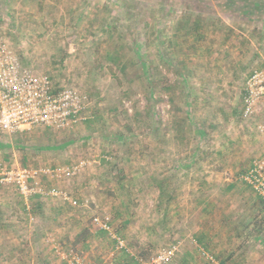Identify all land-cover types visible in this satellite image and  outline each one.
Returning <instances> with one entry per match:
<instances>
[{
  "label": "rangeland",
  "instance_id": "1",
  "mask_svg": "<svg viewBox=\"0 0 264 264\" xmlns=\"http://www.w3.org/2000/svg\"><path fill=\"white\" fill-rule=\"evenodd\" d=\"M0 43L87 104L72 129L0 131V173L35 190L0 181V264H140L171 245L169 264H264V204L239 180L264 150V115H243L264 0H0Z\"/></svg>",
  "mask_w": 264,
  "mask_h": 264
},
{
  "label": "built area",
  "instance_id": "2",
  "mask_svg": "<svg viewBox=\"0 0 264 264\" xmlns=\"http://www.w3.org/2000/svg\"><path fill=\"white\" fill-rule=\"evenodd\" d=\"M87 104L84 97L73 87L57 88L48 76L37 75L24 68L13 56L6 45L0 43V131L16 133L44 127L54 130L72 129L85 120ZM264 115V67L252 71L245 81L243 95V115L251 117ZM264 135V128H260ZM71 168L44 171L45 175L58 178L70 175ZM0 181L14 183L21 194L30 197L35 190L30 180L33 175L23 170L18 173H0ZM239 180L247 185L264 204V150L251 161L250 166L239 175ZM40 193H42L40 191ZM58 196L56 190L50 192ZM77 202L74 201V204ZM100 230L114 239L116 247L130 253L125 241L113 232L109 217L93 218ZM177 245L163 249L148 263L138 259L140 264H169L176 252ZM205 264L223 263L213 254L201 249ZM70 264H88L80 256L73 255Z\"/></svg>",
  "mask_w": 264,
  "mask_h": 264
},
{
  "label": "crops",
  "instance_id": "3",
  "mask_svg": "<svg viewBox=\"0 0 264 264\" xmlns=\"http://www.w3.org/2000/svg\"><path fill=\"white\" fill-rule=\"evenodd\" d=\"M261 20H262V19H261ZM259 115H261V113H260ZM253 159H254V158H252V159L250 160L248 166H247L243 171H245V170L250 166L251 161H252ZM243 171H242V172H243ZM242 172H241V173H242ZM225 187H226V189H232V188H234V184L231 183V184L226 185ZM44 264H48V263L45 262Z\"/></svg>",
  "mask_w": 264,
  "mask_h": 264
},
{
  "label": "trees",
  "instance_id": "4",
  "mask_svg": "<svg viewBox=\"0 0 264 264\" xmlns=\"http://www.w3.org/2000/svg\"><path fill=\"white\" fill-rule=\"evenodd\" d=\"M223 263H225V262H223Z\"/></svg>",
  "mask_w": 264,
  "mask_h": 264
}]
</instances>
